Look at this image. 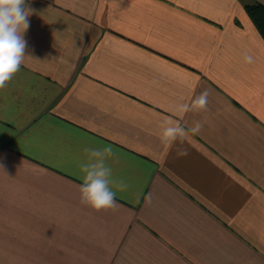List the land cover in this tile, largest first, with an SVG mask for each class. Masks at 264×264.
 <instances>
[{"label": "crops", "instance_id": "obj_1", "mask_svg": "<svg viewBox=\"0 0 264 264\" xmlns=\"http://www.w3.org/2000/svg\"><path fill=\"white\" fill-rule=\"evenodd\" d=\"M264 0H26L0 89V264H264ZM245 55L253 57L245 62ZM207 90L205 111H179ZM189 133L179 155L164 127ZM127 190L80 202L88 146Z\"/></svg>", "mask_w": 264, "mask_h": 264}, {"label": "clouds", "instance_id": "obj_2", "mask_svg": "<svg viewBox=\"0 0 264 264\" xmlns=\"http://www.w3.org/2000/svg\"><path fill=\"white\" fill-rule=\"evenodd\" d=\"M30 14L26 0H0V89H4L7 82L20 70L26 56L27 41L24 33L30 27ZM244 59L246 63L253 62L251 55H245ZM208 95L207 90L201 92L190 104H181L179 111L185 114L191 110H207ZM179 117L180 119H175V124L164 127L160 139L168 148L179 142L177 153L187 155V149L183 147L185 138L189 133L199 135L203 124L195 122L193 127L185 128L180 122L183 117ZM85 152L88 160L81 164V171L84 173L80 185L81 204L96 211L115 208L116 190L123 192L127 190L128 184L122 179L114 178L113 169L108 163L109 158L115 155L112 146H88Z\"/></svg>", "mask_w": 264, "mask_h": 264}, {"label": "trees", "instance_id": "obj_3", "mask_svg": "<svg viewBox=\"0 0 264 264\" xmlns=\"http://www.w3.org/2000/svg\"><path fill=\"white\" fill-rule=\"evenodd\" d=\"M245 9L255 28L264 39V5L260 3L249 4Z\"/></svg>", "mask_w": 264, "mask_h": 264}]
</instances>
